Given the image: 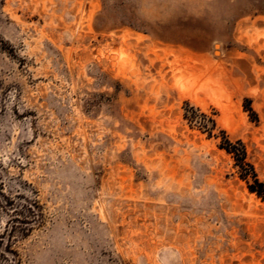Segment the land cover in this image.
Masks as SVG:
<instances>
[{"label":"rangeland","instance_id":"374dc122","mask_svg":"<svg viewBox=\"0 0 264 264\" xmlns=\"http://www.w3.org/2000/svg\"><path fill=\"white\" fill-rule=\"evenodd\" d=\"M227 141L264 184V0H0V264H264Z\"/></svg>","mask_w":264,"mask_h":264},{"label":"trees","instance_id":"16d2710c","mask_svg":"<svg viewBox=\"0 0 264 264\" xmlns=\"http://www.w3.org/2000/svg\"><path fill=\"white\" fill-rule=\"evenodd\" d=\"M228 154L232 155L235 159V165L240 169L241 177L247 180L252 177L254 185L249 186L251 193L257 194V196L264 202V184L260 183L253 167L247 162V152L244 145L241 142L231 143L226 142V146L222 147Z\"/></svg>","mask_w":264,"mask_h":264},{"label":"bare ground","instance_id":"6f19581e","mask_svg":"<svg viewBox=\"0 0 264 264\" xmlns=\"http://www.w3.org/2000/svg\"><path fill=\"white\" fill-rule=\"evenodd\" d=\"M215 51H214V53L213 54H215V57L216 56H219V47L218 46H216L215 48ZM181 84V83H180ZM182 86V85H181ZM184 86V85H183ZM182 91V90H181ZM183 93H184V91H183ZM185 94V93H184ZM191 96V95H190Z\"/></svg>","mask_w":264,"mask_h":264}]
</instances>
